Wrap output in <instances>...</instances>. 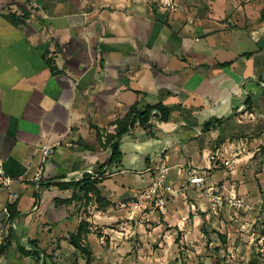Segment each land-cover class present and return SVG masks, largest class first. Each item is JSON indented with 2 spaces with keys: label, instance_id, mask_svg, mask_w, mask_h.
I'll return each instance as SVG.
<instances>
[{
  "label": "crops",
  "instance_id": "crops-1",
  "mask_svg": "<svg viewBox=\"0 0 264 264\" xmlns=\"http://www.w3.org/2000/svg\"><path fill=\"white\" fill-rule=\"evenodd\" d=\"M174 1L0 0V158L13 178L0 190V230L14 243L57 255L82 221L93 231L148 192L162 167L170 213L186 211V195L193 210L216 208L192 169L217 196L264 212V0ZM159 105L168 120L152 115L119 139L121 162L97 184L106 211L59 187L97 178L119 122ZM31 263L14 248L0 259Z\"/></svg>",
  "mask_w": 264,
  "mask_h": 264
},
{
  "label": "rangeland",
  "instance_id": "rangeland-1",
  "mask_svg": "<svg viewBox=\"0 0 264 264\" xmlns=\"http://www.w3.org/2000/svg\"><path fill=\"white\" fill-rule=\"evenodd\" d=\"M149 192L136 196L125 206L119 205L113 218L102 217L89 235L90 256L63 242L59 251H53L57 255H50L52 261L56 264H264V212L223 206L201 213L193 210V200L186 195L181 202L186 211L175 214L167 209L173 203L167 193L164 204L157 206L162 196ZM6 235L5 228L0 230V244Z\"/></svg>",
  "mask_w": 264,
  "mask_h": 264
},
{
  "label": "trees",
  "instance_id": "trees-1",
  "mask_svg": "<svg viewBox=\"0 0 264 264\" xmlns=\"http://www.w3.org/2000/svg\"><path fill=\"white\" fill-rule=\"evenodd\" d=\"M136 110V108H133V110H131V112L129 113L128 117L125 120L119 122V128L117 133L107 138L105 145H109L111 154L108 161L101 166V169L99 171V177L94 178L91 174L86 173L82 180L78 182L58 183L59 187H61L62 189H78L79 191L84 193V197L86 198L87 202L91 201L94 198L99 205V209L106 211L112 203L101 194L100 190L97 187V184L100 182V180L103 179V170L106 168L107 165H112L114 163L121 162L122 152L120 150L119 139L136 125L148 128L151 125L150 117L153 115L154 110L158 111L155 116L160 121H166L169 119L170 116L169 110L164 108L163 105L148 107L143 112H137ZM77 197L78 195L74 193L70 200H60V202H72L74 199H77ZM17 207L18 201L13 202L12 204H8V221L13 222L17 217ZM10 232L6 235L4 241L0 244V259L2 256L8 255L10 249L14 248L19 254L34 259L38 264H56L54 261H52V256L47 255L38 247V245L36 244L37 242H30L29 248L23 245L22 243H14ZM91 233L92 232L89 228V223L86 221H82L79 226L78 232L70 235L69 242L80 253H82L83 255L90 256L91 250L88 248V240L89 235Z\"/></svg>",
  "mask_w": 264,
  "mask_h": 264
},
{
  "label": "built area",
  "instance_id": "built-area-1",
  "mask_svg": "<svg viewBox=\"0 0 264 264\" xmlns=\"http://www.w3.org/2000/svg\"><path fill=\"white\" fill-rule=\"evenodd\" d=\"M153 2H157L161 4L163 7L174 9L176 7V3L174 0H151ZM158 113V111L153 112V116H155ZM158 120V119H157ZM44 150V155L48 156L52 149L48 146L43 147ZM111 154V152H110ZM168 168L167 167H162L159 169L158 177L154 181L152 187L150 188V192L154 195L160 194V199L157 202V206H162L164 204V196L166 194L164 183L165 179L167 177L168 173ZM106 171V168L103 170ZM96 177H99V174H95ZM189 182L197 187L201 191H205L208 195V197L212 200L214 206L216 208L223 207V206H229L230 208H236V209H242V208H248V204L244 202L243 199L238 198V196L234 193L229 194L227 197H221L217 196L215 193V188L213 186H210L209 188L205 186V179H204V174L203 173H198L197 170H190L189 172ZM13 184V178L7 174L5 167H4V161L0 158V190H7L10 189ZM147 192V193H148ZM183 192L181 190H174L171 191V194L174 197L179 196L180 194L182 195ZM184 195V194H183ZM263 206V211H264V202L262 204Z\"/></svg>",
  "mask_w": 264,
  "mask_h": 264
}]
</instances>
